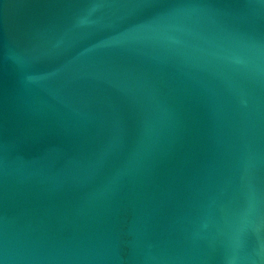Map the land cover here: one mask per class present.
Here are the masks:
<instances>
[{
    "label": "water",
    "instance_id": "1",
    "mask_svg": "<svg viewBox=\"0 0 264 264\" xmlns=\"http://www.w3.org/2000/svg\"><path fill=\"white\" fill-rule=\"evenodd\" d=\"M0 264H264V0H0Z\"/></svg>",
    "mask_w": 264,
    "mask_h": 264
}]
</instances>
